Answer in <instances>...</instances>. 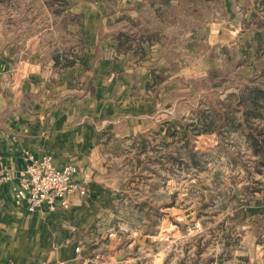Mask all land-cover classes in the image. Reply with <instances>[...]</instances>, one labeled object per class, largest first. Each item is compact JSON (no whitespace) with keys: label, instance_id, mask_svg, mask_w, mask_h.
Here are the masks:
<instances>
[{"label":"rangeland","instance_id":"rangeland-1","mask_svg":"<svg viewBox=\"0 0 264 264\" xmlns=\"http://www.w3.org/2000/svg\"><path fill=\"white\" fill-rule=\"evenodd\" d=\"M141 2L148 17L125 16L110 30L140 71L134 110L95 127L103 145L93 172L67 165L96 201L82 216L70 213L66 229L48 225L25 238V261L264 264V143L258 154L248 135L264 138V106L241 102L248 89L264 88V0L233 21L218 15L236 22L230 32L202 0ZM73 3L0 0V35L38 23L71 64L81 38L70 29L81 21Z\"/></svg>","mask_w":264,"mask_h":264},{"label":"crops","instance_id":"crops-1","mask_svg":"<svg viewBox=\"0 0 264 264\" xmlns=\"http://www.w3.org/2000/svg\"><path fill=\"white\" fill-rule=\"evenodd\" d=\"M141 1L74 0L72 14L81 21L70 29L81 38L71 64L66 62L68 55L54 53L56 44L46 39L51 31H43L38 23L0 35V264H34L25 261V238L37 237V230L48 225L66 229L70 213L79 209L82 216L96 201L73 194L67 208L50 211L45 204L29 211L25 201L16 199L15 191L20 172L44 156H50L58 169L73 164L88 168L87 174L93 172L91 164L103 145L95 127L116 125L119 112L130 118L134 104L129 99L140 71L134 52H120L110 30L121 27L125 16L148 17ZM202 1L203 12L210 5L214 18L231 13L233 21L254 0ZM218 21L228 30L236 24ZM14 251L23 253L16 262Z\"/></svg>","mask_w":264,"mask_h":264},{"label":"built area","instance_id":"built-area-1","mask_svg":"<svg viewBox=\"0 0 264 264\" xmlns=\"http://www.w3.org/2000/svg\"><path fill=\"white\" fill-rule=\"evenodd\" d=\"M74 172L72 166L56 168L50 156L31 161L20 172L15 197L25 201L29 211L38 210L45 204L50 211H55L59 206L67 208L71 195L84 196L87 192L85 186L74 180Z\"/></svg>","mask_w":264,"mask_h":264},{"label":"trees","instance_id":"trees-1","mask_svg":"<svg viewBox=\"0 0 264 264\" xmlns=\"http://www.w3.org/2000/svg\"><path fill=\"white\" fill-rule=\"evenodd\" d=\"M158 12H160V11L158 10ZM129 39H130V36L128 34H126V33L121 34L119 36L120 47L124 46V44L126 42H128ZM247 91H249L248 96L246 95L244 99L242 98L241 102L249 100V98H250V101H246L247 103L250 102V103H252V105H257V106L263 105L264 106V88L263 87L254 86L250 90L248 89ZM248 135H249V137H251L252 146L254 148V151L256 153L260 154L259 148L263 145L264 138L259 137L257 133H248ZM260 159H261L262 163H264V157H261Z\"/></svg>","mask_w":264,"mask_h":264}]
</instances>
